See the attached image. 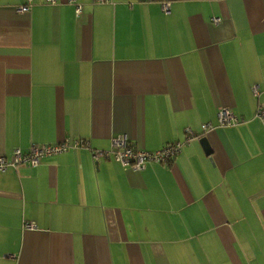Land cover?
Here are the masks:
<instances>
[{
	"label": "crops",
	"instance_id": "0c3cea01",
	"mask_svg": "<svg viewBox=\"0 0 264 264\" xmlns=\"http://www.w3.org/2000/svg\"><path fill=\"white\" fill-rule=\"evenodd\" d=\"M31 2L0 0V157L192 138L142 171L79 148L0 172V264H264V0Z\"/></svg>",
	"mask_w": 264,
	"mask_h": 264
},
{
	"label": "built area",
	"instance_id": "2783aa9c",
	"mask_svg": "<svg viewBox=\"0 0 264 264\" xmlns=\"http://www.w3.org/2000/svg\"><path fill=\"white\" fill-rule=\"evenodd\" d=\"M48 2L50 4H54L55 0H48ZM69 2H74V0H69ZM94 2L104 3L105 0H94ZM31 6V0H27V3L23 6H20L18 11L27 12L30 10ZM163 9H167L166 5H163ZM78 11L79 8H77V12ZM253 91L255 94H258V88L254 87ZM217 116L220 126L231 127L238 124V120L226 108H220L218 110ZM258 117H264V111L261 109L258 111ZM209 128V125L202 126L204 131ZM190 138H192L191 133H189L183 143H173L154 152H147L137 149L123 135L116 136L112 139L111 146L108 151L91 149L87 142L81 140L67 141L56 145L32 146L29 152L25 154L21 153L19 150H15L11 160L0 157V172H5L8 168H16L17 166L23 164L36 166L44 157L61 154L70 149L79 148H86L91 151L94 161H98L100 158H109L120 163L123 167H128L135 171H142L149 163L164 166L172 163L177 154L180 152L182 146L186 144ZM25 227L31 229L33 226L31 224H25Z\"/></svg>",
	"mask_w": 264,
	"mask_h": 264
},
{
	"label": "water",
	"instance_id": "95a60500",
	"mask_svg": "<svg viewBox=\"0 0 264 264\" xmlns=\"http://www.w3.org/2000/svg\"><path fill=\"white\" fill-rule=\"evenodd\" d=\"M200 144H201L202 148L204 149V151L206 153H210L211 152L210 146H209L206 138H202L200 140Z\"/></svg>",
	"mask_w": 264,
	"mask_h": 264
}]
</instances>
